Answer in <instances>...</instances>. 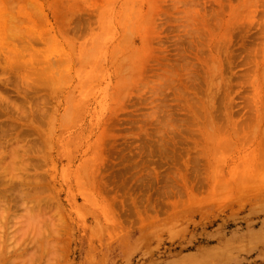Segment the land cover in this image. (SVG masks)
<instances>
[{"label":"rangeland","instance_id":"374dc122","mask_svg":"<svg viewBox=\"0 0 264 264\" xmlns=\"http://www.w3.org/2000/svg\"><path fill=\"white\" fill-rule=\"evenodd\" d=\"M0 8L46 102L31 185L0 168V264H264V0Z\"/></svg>","mask_w":264,"mask_h":264},{"label":"bare ground","instance_id":"6f19581e","mask_svg":"<svg viewBox=\"0 0 264 264\" xmlns=\"http://www.w3.org/2000/svg\"><path fill=\"white\" fill-rule=\"evenodd\" d=\"M3 10L5 9H2L1 11L3 12ZM5 11L3 13H5ZM150 20H152V18ZM11 43L12 45L15 44V43L13 44V42ZM30 44L31 45L33 44L32 41ZM30 44L23 42L22 47L20 49H18L20 45L18 47L17 45L15 47L14 46L11 47L10 45L11 48L17 49L16 50L17 52L10 49L9 46L6 47L7 46L6 43L3 45V41H2L3 47L0 46L2 49L0 53V168L5 170L4 167L7 168L10 166V168L11 167L13 168V169L9 168L11 172L16 168V166L18 167L20 163L21 164L19 167L22 168L19 169L18 167L16 171L18 170L21 171L23 167L24 169L25 167L30 168L34 164L32 163L31 156H33L37 151V143L35 141L32 142L29 141L30 143L26 145L25 140L31 134L37 132L36 128L40 127V124L44 121L46 116V102L44 101L45 98H42L41 96L39 97V92L42 87L41 85L42 75L40 74V71L37 68L39 59L37 56L36 48L35 50L31 49L32 47L34 48V46H31ZM28 45H30V48ZM3 49L6 51H4ZM30 49L34 50L36 53L34 51L30 52L29 51ZM34 95L35 96L38 95V97L35 98ZM2 117H5L6 119L1 120ZM26 127H28L27 130H25ZM157 146H160V144ZM166 150H167V146L164 144L161 147L149 148L148 154L150 156H153L155 153L160 152L161 155H164ZM258 150H260L259 147ZM257 155L258 154L255 155L256 158ZM8 158L12 159V162H10L11 165H8V163H6V160ZM24 164L26 166H24ZM33 166L35 167V164ZM20 171L17 172L18 173V175L16 174L17 177L26 174L23 173L24 172L23 170H22L23 172ZM35 172L37 173V175L35 176H38L39 171H36L35 169ZM27 173L28 174L24 175L27 178L25 180L26 182L25 181L23 182V179L21 177L22 180L21 179L20 180L24 184L21 185L20 184L21 181L18 183L22 187L25 184L29 183L30 180H32L29 179L33 177L31 176V172L27 171ZM3 174L4 172L1 173L0 171V178H1L0 181H2V184L0 185V194H1L0 205H3L4 203L5 204L9 203L14 199L13 196H10L9 195L10 193H8L9 191L8 189H11L14 183L10 181L9 182L12 184L6 183V181H4V178L2 179ZM28 175L31 177L28 178L27 177ZM36 180L38 179H35V182H37ZM31 183L32 182H30V185ZM26 186L24 187L26 188ZM22 187L19 186L20 189ZM14 188L12 189L15 190L16 188L15 189ZM12 203L10 202L8 206L11 207Z\"/></svg>","mask_w":264,"mask_h":264}]
</instances>
